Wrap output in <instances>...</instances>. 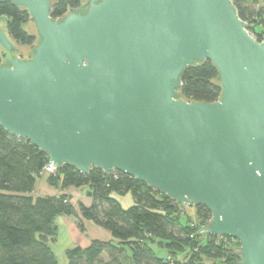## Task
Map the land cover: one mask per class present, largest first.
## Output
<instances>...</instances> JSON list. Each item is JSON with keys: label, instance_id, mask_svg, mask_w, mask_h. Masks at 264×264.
<instances>
[{"label": "water", "instance_id": "95a60500", "mask_svg": "<svg viewBox=\"0 0 264 264\" xmlns=\"http://www.w3.org/2000/svg\"><path fill=\"white\" fill-rule=\"evenodd\" d=\"M4 2L29 12L38 45L0 26V126L55 168L119 171L206 207L203 232L264 264V42L232 0H89L58 19L53 0ZM205 61L221 99L180 100L182 73Z\"/></svg>", "mask_w": 264, "mask_h": 264}, {"label": "trees", "instance_id": "16d2710c", "mask_svg": "<svg viewBox=\"0 0 264 264\" xmlns=\"http://www.w3.org/2000/svg\"><path fill=\"white\" fill-rule=\"evenodd\" d=\"M84 2L53 0L52 18L64 17ZM232 3L249 32L264 42V8L255 7L259 0ZM2 20L16 48L32 47L33 54L38 39L25 30L29 12L11 2L0 3ZM2 53L0 46V67ZM180 80L182 101L210 104L222 97L220 74L211 61L189 66ZM49 164L47 153L0 126V264H58L52 250L59 232L56 221L60 216H77V211L67 194L34 197L36 183L47 174ZM48 182L62 190L87 188L93 202L80 205L79 229L85 232L83 220L92 221L113 238L69 249L68 264H241L237 240L202 231L212 217L204 206L193 207L191 215V208L182 209L175 199L119 171L107 175L93 168L83 174L64 165L48 176ZM114 194L131 195L134 204L124 208ZM157 249L165 254L159 256Z\"/></svg>", "mask_w": 264, "mask_h": 264}, {"label": "crops", "instance_id": "0c3cea01", "mask_svg": "<svg viewBox=\"0 0 264 264\" xmlns=\"http://www.w3.org/2000/svg\"><path fill=\"white\" fill-rule=\"evenodd\" d=\"M257 9L264 8V0H259V3L255 6ZM61 194H67L70 198V202L74 205L77 216H60L58 217L57 226L59 228L58 236L62 232H66L70 237L72 247L86 248L90 245L93 240H100L104 242L111 241L112 235L105 229L97 226L92 221L83 220L85 232H82L78 225L80 219V205L86 207L91 206L92 198L89 196V190L87 188H70L62 190L61 188L53 187L48 182V176H42L38 179L33 193L34 197H54L60 196ZM113 198L117 200L124 208H129L134 204V199L131 195L119 196L114 194ZM125 199V204H124ZM58 238V237H57ZM57 241V239H56ZM55 241V242H56ZM54 242V243H55Z\"/></svg>", "mask_w": 264, "mask_h": 264}, {"label": "rangeland", "instance_id": "374dc122", "mask_svg": "<svg viewBox=\"0 0 264 264\" xmlns=\"http://www.w3.org/2000/svg\"><path fill=\"white\" fill-rule=\"evenodd\" d=\"M28 25H29V23L25 26V30L30 34ZM0 26L4 30H7V22H5L4 20L0 21ZM23 47L24 46L17 45L18 49H21ZM51 173H53V172H47V174H45V176H49ZM124 204H125V199H124ZM190 211H191V215L195 214V210L193 207L191 208ZM58 222H59V220L57 221V223ZM72 246L73 245L70 242V237H68L66 232H62V234H60L58 236L57 241L52 244V250L55 253V256L58 260V264H68L67 251L69 249H72L73 248ZM156 252L158 253L159 256H163L165 254L164 251H160L159 249H157Z\"/></svg>", "mask_w": 264, "mask_h": 264}, {"label": "built area", "instance_id": "2783aa9c", "mask_svg": "<svg viewBox=\"0 0 264 264\" xmlns=\"http://www.w3.org/2000/svg\"><path fill=\"white\" fill-rule=\"evenodd\" d=\"M56 168L53 167L51 164H49L47 167H46V172H53Z\"/></svg>", "mask_w": 264, "mask_h": 264}, {"label": "flooded vegetation", "instance_id": "af4514ba", "mask_svg": "<svg viewBox=\"0 0 264 264\" xmlns=\"http://www.w3.org/2000/svg\"><path fill=\"white\" fill-rule=\"evenodd\" d=\"M88 1H89V0H86V1L83 3V5H84L85 3H87ZM83 5H82V6H83ZM9 58L11 59L12 57L10 56ZM22 61H23V60H22Z\"/></svg>", "mask_w": 264, "mask_h": 264}]
</instances>
